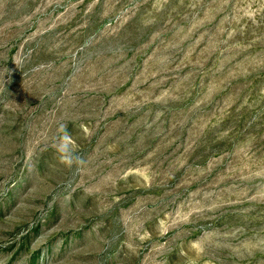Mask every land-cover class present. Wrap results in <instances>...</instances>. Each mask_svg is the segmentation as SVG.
I'll list each match as a JSON object with an SVG mask.
<instances>
[{
    "label": "rangeland",
    "instance_id": "1",
    "mask_svg": "<svg viewBox=\"0 0 264 264\" xmlns=\"http://www.w3.org/2000/svg\"><path fill=\"white\" fill-rule=\"evenodd\" d=\"M0 264H264V0H0Z\"/></svg>",
    "mask_w": 264,
    "mask_h": 264
},
{
    "label": "clouds",
    "instance_id": "2",
    "mask_svg": "<svg viewBox=\"0 0 264 264\" xmlns=\"http://www.w3.org/2000/svg\"><path fill=\"white\" fill-rule=\"evenodd\" d=\"M58 132L60 134L55 138L53 148L58 155L60 163L69 168H72L74 165L77 167L82 166L85 160L82 156L78 155V145L72 134L68 132L67 125L60 124Z\"/></svg>",
    "mask_w": 264,
    "mask_h": 264
}]
</instances>
